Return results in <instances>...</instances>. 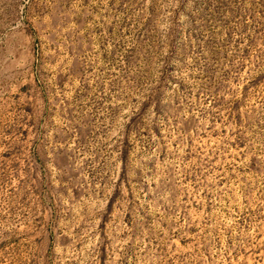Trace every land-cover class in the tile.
I'll list each match as a JSON object with an SVG mask.
<instances>
[{
	"label": "rangeland",
	"instance_id": "374dc122",
	"mask_svg": "<svg viewBox=\"0 0 264 264\" xmlns=\"http://www.w3.org/2000/svg\"><path fill=\"white\" fill-rule=\"evenodd\" d=\"M0 264H264V0H0Z\"/></svg>",
	"mask_w": 264,
	"mask_h": 264
}]
</instances>
